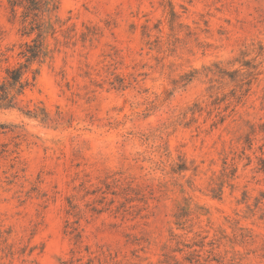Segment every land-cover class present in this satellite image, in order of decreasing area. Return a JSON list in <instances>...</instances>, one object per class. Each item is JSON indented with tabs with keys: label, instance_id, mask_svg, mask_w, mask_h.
Wrapping results in <instances>:
<instances>
[{
	"label": "rangeland",
	"instance_id": "rangeland-1",
	"mask_svg": "<svg viewBox=\"0 0 264 264\" xmlns=\"http://www.w3.org/2000/svg\"><path fill=\"white\" fill-rule=\"evenodd\" d=\"M15 1L0 264H264V0Z\"/></svg>",
	"mask_w": 264,
	"mask_h": 264
},
{
	"label": "trees",
	"instance_id": "trees-1",
	"mask_svg": "<svg viewBox=\"0 0 264 264\" xmlns=\"http://www.w3.org/2000/svg\"><path fill=\"white\" fill-rule=\"evenodd\" d=\"M37 2V0L11 2L12 11H15L16 6H23L27 10L38 9ZM25 17L27 16L25 15ZM21 35L28 36L29 34L23 32ZM37 36L39 37L40 35L38 34ZM20 46L22 48L18 52V55L24 59V62L6 69V76L0 81V109H10L17 105L16 98L23 93V90L28 85V80L24 78L25 69H27L29 64L41 61L46 56L43 43L39 39L32 38L30 42L24 41ZM23 113L30 116L34 115L30 110Z\"/></svg>",
	"mask_w": 264,
	"mask_h": 264
}]
</instances>
